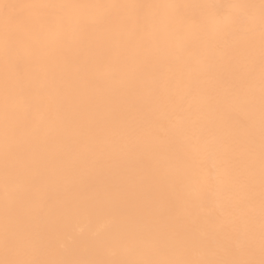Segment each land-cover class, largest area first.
<instances>
[{
    "label": "bare ground",
    "instance_id": "1",
    "mask_svg": "<svg viewBox=\"0 0 264 264\" xmlns=\"http://www.w3.org/2000/svg\"><path fill=\"white\" fill-rule=\"evenodd\" d=\"M0 264H264V0H0Z\"/></svg>",
    "mask_w": 264,
    "mask_h": 264
}]
</instances>
